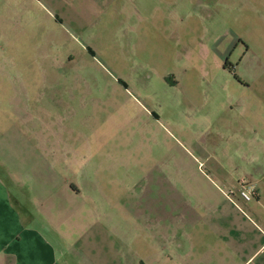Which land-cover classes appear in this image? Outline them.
<instances>
[{"label": "rangeland", "instance_id": "374dc122", "mask_svg": "<svg viewBox=\"0 0 264 264\" xmlns=\"http://www.w3.org/2000/svg\"><path fill=\"white\" fill-rule=\"evenodd\" d=\"M8 5L0 164L58 262L188 264L178 252L189 247L193 213H211V200L229 209L221 191L245 209L242 191L261 168L264 119L255 116L253 129L235 66L264 70V46L251 51L264 37V0H148L149 12L175 13L191 64L186 47L153 34L138 48L143 37L125 26L130 0L115 9L103 0ZM233 34L234 51L224 54ZM67 162L85 165L78 174Z\"/></svg>", "mask_w": 264, "mask_h": 264}, {"label": "crops", "instance_id": "0c3cea01", "mask_svg": "<svg viewBox=\"0 0 264 264\" xmlns=\"http://www.w3.org/2000/svg\"><path fill=\"white\" fill-rule=\"evenodd\" d=\"M12 1L15 5L21 0H0V8L7 3L10 7ZM96 1L97 5L101 7L102 0ZM106 1L108 0H103L106 4L105 8L113 9L114 6L117 8V0ZM147 1L130 0L132 7L130 12L134 17L130 16L125 19V26L130 36L134 34L143 37L141 43L139 41L138 48L141 49L144 40L146 44L148 34H153L160 37L161 44L170 43L177 48L179 46L186 47V51H189L186 58L189 61L188 64H191L193 57L191 50L185 43L180 44L179 31L172 23L175 13H170L172 16L166 17L159 13L158 7L149 12L145 8ZM223 1L194 0L196 4L210 7ZM158 15H160L159 18ZM163 17L167 21L165 28L160 27L158 22L160 19L163 20ZM3 18L5 16L1 12L0 25ZM223 36L226 35H213L211 40L214 37L216 43ZM237 36V34H233L230 42L224 45V54H232ZM262 46H264V37L254 41L251 51L260 53ZM246 48L248 49L249 46L246 45ZM142 55L141 58L144 57V53ZM241 63L239 59L235 66L236 75L239 78V83L247 89V96L246 99H243V103L253 115L251 124L254 129L255 116H259L261 112V117L264 119V95L259 94L261 91L264 92V70L245 69ZM173 82L176 86L180 85L176 78L173 79ZM3 113L5 116L9 115L8 110H3ZM11 114L13 113L11 112ZM10 116L9 118H11ZM262 151L261 168L251 172L248 181V186L252 187L255 195L245 201L243 204L245 209L240 208L239 210L233 202V197L221 191L222 196L229 204V209H219L217 204L215 206L211 200L209 201L212 207L211 213L204 214L200 208L199 213H193L192 230L187 244L189 247L185 252L176 250L181 257H184L185 261L188 260V264H264V143ZM84 165L81 162L80 164L78 162L69 163L68 169L72 170L77 167V172L80 174ZM2 166L0 164V264H60L58 262L62 255L60 250L54 244L55 242L45 235L44 229L37 225L34 221L35 217L26 211L25 198L19 193L11 191ZM232 207H235L237 211L232 210ZM180 245L183 246V241Z\"/></svg>", "mask_w": 264, "mask_h": 264}, {"label": "built area", "instance_id": "2783aa9c", "mask_svg": "<svg viewBox=\"0 0 264 264\" xmlns=\"http://www.w3.org/2000/svg\"><path fill=\"white\" fill-rule=\"evenodd\" d=\"M242 194L247 198L250 199L251 197H253L255 195L254 190L252 189V187H249L246 191H242Z\"/></svg>", "mask_w": 264, "mask_h": 264}]
</instances>
